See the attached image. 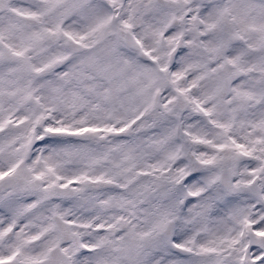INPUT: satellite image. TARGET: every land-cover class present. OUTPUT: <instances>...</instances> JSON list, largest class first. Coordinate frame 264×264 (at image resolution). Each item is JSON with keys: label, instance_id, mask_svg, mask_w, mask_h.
<instances>
[{"label": "snow or ice", "instance_id": "1", "mask_svg": "<svg viewBox=\"0 0 264 264\" xmlns=\"http://www.w3.org/2000/svg\"><path fill=\"white\" fill-rule=\"evenodd\" d=\"M0 264H264V0H0Z\"/></svg>", "mask_w": 264, "mask_h": 264}]
</instances>
